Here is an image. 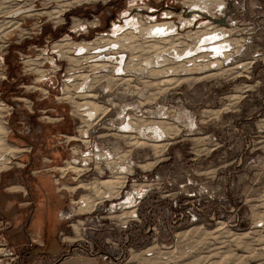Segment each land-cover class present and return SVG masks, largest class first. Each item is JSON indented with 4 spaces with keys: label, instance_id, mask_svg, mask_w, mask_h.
Returning a JSON list of instances; mask_svg holds the SVG:
<instances>
[{
    "label": "rangeland",
    "instance_id": "rangeland-1",
    "mask_svg": "<svg viewBox=\"0 0 264 264\" xmlns=\"http://www.w3.org/2000/svg\"><path fill=\"white\" fill-rule=\"evenodd\" d=\"M79 1L0 0V264H264V0Z\"/></svg>",
    "mask_w": 264,
    "mask_h": 264
},
{
    "label": "bare ground",
    "instance_id": "bare-ground-1",
    "mask_svg": "<svg viewBox=\"0 0 264 264\" xmlns=\"http://www.w3.org/2000/svg\"><path fill=\"white\" fill-rule=\"evenodd\" d=\"M76 1H79V0H76ZM75 2V1H74ZM80 2V1H79ZM81 2H82V0H81ZM193 5V4H192ZM196 5V4H195ZM194 5V6H195ZM202 8V7H201ZM45 12V11H44ZM52 12V11H51ZM55 12V11H54ZM48 14V13H47ZM51 15H52V13H51ZM129 19H131L132 20V18H129ZM125 22L126 23H128V22H130V20H125ZM148 22H150V21H148ZM157 22V21H156ZM173 23H170V22H161V23H153V24H150V25H148V27H144V26H142L141 25V27H140V30L138 31V32H140V34H142L143 36H146L147 37V35H157L156 37H159V34H161V35H164V36H170V34H171V32H173L174 31V26L172 25ZM3 25H4V22L3 21H0V37L1 36H4V35H6L5 34V32H7V30L3 27ZM75 26V25H74ZM127 26V25H126ZM128 26H129V24H128ZM140 26V25H139ZM115 28H117L116 26H115ZM120 28V27H119ZM138 29V28H137ZM223 31V30H222ZM169 33V34H168ZM119 34V33H118ZM214 34V33H213ZM116 35V34H115ZM129 36H130V33H129ZM127 34H124L123 36H122V38L120 39H117L116 41H111V40H109V39H100V40H102L103 42H105V43H111L112 45L111 46H109L110 44H103V46H101V47H94L93 48V46L91 47V45L89 44H86V42H83V41H81V42H79V43H75V45H73V51H77L76 52V54H78V55H81V57H86V58H96L98 61H100V63H95L94 64V66H103L102 68H104L106 65H108L109 63H110V61L111 60H114V59H118V56L117 55H115V52L112 54H110V52L109 51H115L116 49H117V46H120L122 43H124V42H126V41H130V37H129ZM131 37H132V35H131ZM163 37V36H162ZM175 37V36H174ZM216 37H217V35H216V33H215V35H212V33L211 34H207V36L206 37H204L203 39H202V41L205 43L204 45H206V44H209V41L211 40V41H213L214 42V44H215V39H216ZM218 38V37H217ZM69 41V40H68ZM101 41V42H102ZM95 42H97V41H95ZM100 42V43H101ZM99 43V42H98ZM97 43V44H98ZM129 43V42H128ZM127 43V44H128ZM211 43V42H210ZM221 43V42H220ZM220 43H216L215 45H213L212 47L213 48H215L216 50L218 49V50H220L222 47H221V45H220ZM61 44H63V43H61ZM61 44H56L55 46H54V48H56V47H58V46H60ZM65 44H68V42H65ZM70 44V43H69ZM105 45V46H104ZM109 46V47H108ZM121 47V46H120ZM113 48H116L115 50L113 49ZM57 49V48H56ZM111 49V50H110ZM113 49V50H112ZM118 49H120V48H118ZM67 50V49H66ZM214 50V49H213ZM87 53V54H86ZM118 53V52H117ZM116 53V54H117ZM86 54V55H85ZM115 56V57H114ZM176 56H178V55H176ZM114 62V61H113ZM37 63V62H36ZM115 63V62H114ZM120 66V65H119ZM195 66V65H194ZM95 68V67H94ZM100 68V67H99ZM115 68V67H114ZM119 68V67H118ZM93 96V95H92ZM91 97V96H90ZM93 98V97H92ZM86 104H89L90 105V108L88 109V110H86L85 112V116L87 115L89 118H92L96 113H97V111L99 110V109H101V107L100 106H98V105H96L95 103H93V102H91V101H87L86 102ZM80 105V104H79ZM86 106V105H85ZM1 109V108H0ZM103 110V109H102ZM101 110V111H102ZM100 112V111H99ZM97 115V114H96ZM128 123V122H127ZM124 128H126L125 126H124ZM5 135H6V131H5V129L3 128V126H2V124H1V122H0V171H1V168L8 162V159L7 158H4V155H3V153L4 152H6V151H9V152H13V148H11V147H9L8 146V144H6L5 142H4V137H5ZM70 137V136H69ZM72 139H74V137H71ZM18 150V149H17ZM21 150V149H20ZM4 151V152H3ZM111 181L112 180H110V181H107V184L106 185H108L109 184V186L111 185ZM103 182V181H102ZM119 182V181H118ZM113 183L114 182H112V185H113ZM121 183H122V181H121ZM98 187V186H97ZM114 187V186H113ZM112 187V188H113ZM114 195V194H113ZM127 199H129V197H127ZM90 201V200H89Z\"/></svg>",
    "mask_w": 264,
    "mask_h": 264
}]
</instances>
